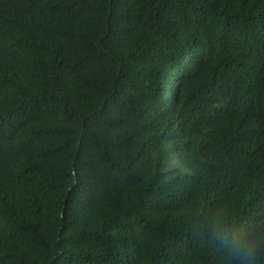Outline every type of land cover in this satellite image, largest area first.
Wrapping results in <instances>:
<instances>
[{
	"label": "trees",
	"instance_id": "16d2710c",
	"mask_svg": "<svg viewBox=\"0 0 264 264\" xmlns=\"http://www.w3.org/2000/svg\"><path fill=\"white\" fill-rule=\"evenodd\" d=\"M264 264V0H0V264Z\"/></svg>",
	"mask_w": 264,
	"mask_h": 264
},
{
	"label": "clouds",
	"instance_id": "9594fccd",
	"mask_svg": "<svg viewBox=\"0 0 264 264\" xmlns=\"http://www.w3.org/2000/svg\"><path fill=\"white\" fill-rule=\"evenodd\" d=\"M259 254V247L257 246L253 250L244 254H234L235 258L241 261V264H254Z\"/></svg>",
	"mask_w": 264,
	"mask_h": 264
}]
</instances>
